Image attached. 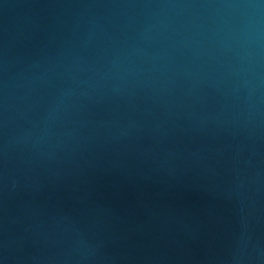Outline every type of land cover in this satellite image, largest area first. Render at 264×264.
I'll return each instance as SVG.
<instances>
[{
    "label": "water",
    "instance_id": "water-1",
    "mask_svg": "<svg viewBox=\"0 0 264 264\" xmlns=\"http://www.w3.org/2000/svg\"><path fill=\"white\" fill-rule=\"evenodd\" d=\"M0 264H264V0H0Z\"/></svg>",
    "mask_w": 264,
    "mask_h": 264
}]
</instances>
